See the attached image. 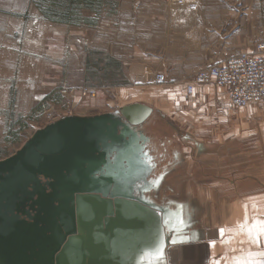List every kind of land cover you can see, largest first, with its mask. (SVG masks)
<instances>
[{
	"label": "crops",
	"instance_id": "0c3cea01",
	"mask_svg": "<svg viewBox=\"0 0 264 264\" xmlns=\"http://www.w3.org/2000/svg\"><path fill=\"white\" fill-rule=\"evenodd\" d=\"M232 3L175 4L177 13L158 16L157 49L134 46L126 68L135 83L125 92L133 97L120 107L152 108L135 130L145 142L133 146L141 153L138 166L151 167L142 176L156 188L143 197L155 207L78 194L77 231L56 264H234L248 252H264V235L257 244L245 230L264 221V102L235 108L213 83L185 93L199 68L250 51L264 38V6L246 2L239 16L227 9ZM155 73L165 81H153Z\"/></svg>",
	"mask_w": 264,
	"mask_h": 264
},
{
	"label": "rangeland",
	"instance_id": "374dc122",
	"mask_svg": "<svg viewBox=\"0 0 264 264\" xmlns=\"http://www.w3.org/2000/svg\"><path fill=\"white\" fill-rule=\"evenodd\" d=\"M36 1L0 0V159L15 154L49 123L65 116L113 112L130 101L132 94L125 92L132 90L135 82L126 61L133 59L134 46L157 49V31L162 26L158 16L180 9L174 6L178 5L176 0H95L99 13L81 11V18H89L92 24L71 25L44 16ZM54 1L56 5L53 0H38L54 7L68 0ZM188 1L196 0L181 4ZM230 1L232 7L227 9L242 11L239 16L244 13L246 2L264 6V0ZM149 130L153 132V127ZM132 149L121 148L118 156L112 151L108 158H97L96 162L87 160L70 176L87 187L110 191L115 185L118 190L147 196L156 186L153 180L138 181L149 169L140 167L132 172L139 167L126 164L134 159L129 151ZM122 158L128 160L122 162ZM135 160L138 163V157ZM38 178L37 184L46 188V178ZM68 186L69 195L75 185ZM31 195L26 208L34 214Z\"/></svg>",
	"mask_w": 264,
	"mask_h": 264
},
{
	"label": "water",
	"instance_id": "95a60500",
	"mask_svg": "<svg viewBox=\"0 0 264 264\" xmlns=\"http://www.w3.org/2000/svg\"><path fill=\"white\" fill-rule=\"evenodd\" d=\"M151 111L145 103L134 102L114 112L65 116L38 129L15 154L0 159V264H56V254L77 231L75 203L80 193L132 198L155 207L138 192L121 191L115 185L110 191L87 187L70 176L85 161L108 158L112 151L118 156L117 150L128 146L133 148L129 151L134 159L121 161L128 160L126 164L139 167L133 166L139 164L135 157L141 155L133 143L145 139L135 130ZM146 168L151 169L149 163ZM37 175L46 178V188L37 184ZM145 178L143 175L141 180ZM89 180L96 181L92 177ZM70 183L75 186L68 195ZM47 187L50 191H46ZM30 195L34 214L26 208Z\"/></svg>",
	"mask_w": 264,
	"mask_h": 264
},
{
	"label": "built area",
	"instance_id": "2783aa9c",
	"mask_svg": "<svg viewBox=\"0 0 264 264\" xmlns=\"http://www.w3.org/2000/svg\"><path fill=\"white\" fill-rule=\"evenodd\" d=\"M176 1L181 4L185 0ZM154 81L164 82L165 76L155 73ZM208 83L223 87L235 108L264 102V38L250 51H240L199 68L185 85V93L191 95L195 85Z\"/></svg>",
	"mask_w": 264,
	"mask_h": 264
},
{
	"label": "trees",
	"instance_id": "16d2710c",
	"mask_svg": "<svg viewBox=\"0 0 264 264\" xmlns=\"http://www.w3.org/2000/svg\"><path fill=\"white\" fill-rule=\"evenodd\" d=\"M53 5H56V2L53 0ZM95 0H68L64 4H59V6H47L43 3L36 1V7L39 11L53 21H58L71 25L79 24H92V20L89 18H81L82 9H88L94 13H99L100 10L95 5ZM52 13H60V18H55Z\"/></svg>",
	"mask_w": 264,
	"mask_h": 264
},
{
	"label": "snow or ice",
	"instance_id": "6c2138e0",
	"mask_svg": "<svg viewBox=\"0 0 264 264\" xmlns=\"http://www.w3.org/2000/svg\"><path fill=\"white\" fill-rule=\"evenodd\" d=\"M250 237H252L257 244H259V238L261 235H264V221H255L252 225H249L245 229ZM223 230H221L222 232ZM214 244V242H211ZM163 255V252L160 253ZM256 257H260L257 259ZM218 264V262H217ZM234 264H264V252H248L246 258H236Z\"/></svg>",
	"mask_w": 264,
	"mask_h": 264
},
{
	"label": "bare ground",
	"instance_id": "6f19581e",
	"mask_svg": "<svg viewBox=\"0 0 264 264\" xmlns=\"http://www.w3.org/2000/svg\"><path fill=\"white\" fill-rule=\"evenodd\" d=\"M119 109V108H118ZM81 200V199H80Z\"/></svg>",
	"mask_w": 264,
	"mask_h": 264
}]
</instances>
